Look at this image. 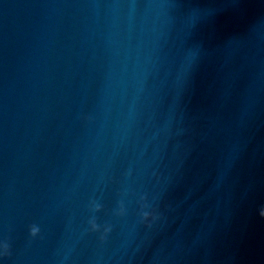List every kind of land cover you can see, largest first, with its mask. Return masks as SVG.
Listing matches in <instances>:
<instances>
[{
    "label": "water",
    "instance_id": "95a60500",
    "mask_svg": "<svg viewBox=\"0 0 264 264\" xmlns=\"http://www.w3.org/2000/svg\"><path fill=\"white\" fill-rule=\"evenodd\" d=\"M262 208L264 0H0V264H264Z\"/></svg>",
    "mask_w": 264,
    "mask_h": 264
},
{
    "label": "clouds",
    "instance_id": "9594fccd",
    "mask_svg": "<svg viewBox=\"0 0 264 264\" xmlns=\"http://www.w3.org/2000/svg\"><path fill=\"white\" fill-rule=\"evenodd\" d=\"M126 175H131V170H129ZM137 203L139 205L138 208V217H139V223L146 225L147 227H151L152 224L157 221L160 218L159 213L157 210L153 207H151L147 201L146 196L144 194H141L137 200ZM89 209L95 213L101 210L103 205L101 203H98L95 199H91L89 201L88 205ZM126 213L125 205L123 200L118 201L117 207L113 209V214L116 216H124ZM262 217H264V208L260 210L259 213ZM88 228L86 231L90 232H97L99 233V239L103 241L107 234L111 231V225L109 224H98L97 218L95 215L90 216L88 221ZM40 229L37 225L32 224L29 226V235L32 237H35L38 235ZM9 249V244L5 241L0 243V250H2V254L7 255Z\"/></svg>",
    "mask_w": 264,
    "mask_h": 264
}]
</instances>
